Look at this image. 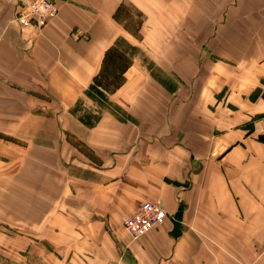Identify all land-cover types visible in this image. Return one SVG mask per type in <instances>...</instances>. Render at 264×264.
Wrapping results in <instances>:
<instances>
[{
	"label": "crops",
	"instance_id": "0c3cea01",
	"mask_svg": "<svg viewBox=\"0 0 264 264\" xmlns=\"http://www.w3.org/2000/svg\"><path fill=\"white\" fill-rule=\"evenodd\" d=\"M20 2L0 0V184L65 135V200L23 226L0 189V264H264V0H56L42 32ZM245 14L260 30H214ZM122 41L140 55L99 103ZM146 200L165 225L134 240Z\"/></svg>",
	"mask_w": 264,
	"mask_h": 264
},
{
	"label": "rangeland",
	"instance_id": "374dc122",
	"mask_svg": "<svg viewBox=\"0 0 264 264\" xmlns=\"http://www.w3.org/2000/svg\"><path fill=\"white\" fill-rule=\"evenodd\" d=\"M244 12L246 13L247 10H245ZM246 15L247 14L242 16L243 20L239 23L236 22L238 20L237 18L234 19L232 17V19H230L226 24L215 25L214 30H223L230 36H233L234 32L260 30L258 27L259 25L252 24L250 17H246ZM16 18L17 16L11 20V23L16 22L20 24L18 20H16ZM120 19L123 23H127L126 25L129 30L136 33V31L138 30L139 21L141 19V13H139V11L135 7L133 8L130 6L129 9H123V11H121V13L119 14V20ZM129 20H131L132 23H130ZM189 25L190 24H187L188 29H190ZM31 26H34L39 32H42V30L45 28V26L43 27L36 23H32V25H28L27 27ZM199 30L201 29L199 28ZM262 30H264V28ZM203 32L205 31L203 30ZM216 42L217 40L213 41L214 44ZM109 50L107 54L110 52ZM115 52L116 54L112 57L109 64L107 65L106 71L103 72L102 75L96 79L95 84L91 88V92H89L91 94V97L95 98V100H97V102L99 103L103 102L102 99H104L103 97L107 95L108 91H115L121 86V83L123 82L124 78L122 74V69L125 66L126 60L123 57L120 58L119 53L122 52L124 55H128L129 53L133 52L135 56L140 55V52L130 50L129 47L123 41L115 49ZM117 52L119 55L117 54ZM153 73L156 74L155 72ZM81 104L82 103L77 106L76 111H81V113H85V111H82L84 106L81 107ZM263 121L264 119H262L261 123ZM56 141L64 145L63 149L60 147H54L55 152L53 154L47 153L45 155L44 153L42 154L38 152L34 154L31 153V157L27 155V161L25 163L26 166L23 170V173L20 174V179L17 180L15 184H0V189L4 188L3 192H6L8 195H11L12 200L14 197V201H16L15 206L18 207L23 213L22 217L16 216V218L19 219L20 225L27 226V223L31 219L29 217L36 215L40 218L41 216H43V212L46 207H48L49 210L60 207L61 203L65 200L64 194H62L65 193V135H63L62 138H59ZM40 192H43L42 197L45 193L53 194L54 199L51 201H46L44 198L36 199L33 197V195ZM144 202L145 201L139 203L136 207H138Z\"/></svg>",
	"mask_w": 264,
	"mask_h": 264
},
{
	"label": "built area",
	"instance_id": "2783aa9c",
	"mask_svg": "<svg viewBox=\"0 0 264 264\" xmlns=\"http://www.w3.org/2000/svg\"><path fill=\"white\" fill-rule=\"evenodd\" d=\"M56 0H21L16 20L24 26L36 23L45 26L58 12ZM264 135V121L260 126ZM166 212L160 204L145 201L136 207L135 211L125 219L124 226L133 239L144 236L150 230L161 227L166 220ZM106 264H117L108 262Z\"/></svg>",
	"mask_w": 264,
	"mask_h": 264
},
{
	"label": "bare ground",
	"instance_id": "6f19581e",
	"mask_svg": "<svg viewBox=\"0 0 264 264\" xmlns=\"http://www.w3.org/2000/svg\"><path fill=\"white\" fill-rule=\"evenodd\" d=\"M57 15H58V14H57ZM57 15H56V16H57ZM56 16H55V17H56ZM55 17H54V18H55ZM54 18H53V19H54ZM53 19H52V20H53ZM52 20H50V21H52ZM50 21H49V22H50ZM49 22H48V23H49ZM48 23H47V24H48ZM124 227H125V226H124ZM125 229H126V228H125ZM126 230H127V229H126ZM145 235H146V234H145ZM145 235H144V236H145ZM142 237H143V236H142ZM137 239H138V238H137Z\"/></svg>",
	"mask_w": 264,
	"mask_h": 264
}]
</instances>
